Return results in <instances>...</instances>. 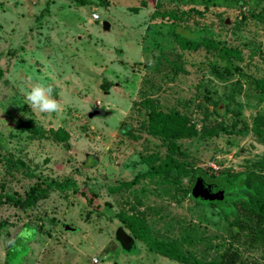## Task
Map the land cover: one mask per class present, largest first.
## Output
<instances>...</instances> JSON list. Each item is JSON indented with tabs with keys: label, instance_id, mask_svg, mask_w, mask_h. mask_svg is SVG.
Masks as SVG:
<instances>
[{
	"label": "rangeland",
	"instance_id": "rangeland-1",
	"mask_svg": "<svg viewBox=\"0 0 264 264\" xmlns=\"http://www.w3.org/2000/svg\"><path fill=\"white\" fill-rule=\"evenodd\" d=\"M163 10L184 15L173 23L151 18ZM174 25L192 39L206 31L240 57L203 45L182 50ZM259 79L262 0H0V195L23 198L36 183H73L33 208L0 205V264L14 257L19 264H182L149 253L120 213L142 217L153 237L176 241L201 262L231 248L238 263L264 264L259 248L230 232L240 213L178 193L198 169L213 182L225 169L261 172L255 164L264 144L252 132L253 118L264 114ZM38 83L54 87L61 112L30 108L26 96ZM151 105L186 116L198 133L220 130L179 140L188 175L175 183L145 177L121 186L165 154L146 131ZM92 107L110 115L88 119ZM58 131L67 142L52 139ZM119 228L132 238L127 249L116 239Z\"/></svg>",
	"mask_w": 264,
	"mask_h": 264
},
{
	"label": "trees",
	"instance_id": "trees-1",
	"mask_svg": "<svg viewBox=\"0 0 264 264\" xmlns=\"http://www.w3.org/2000/svg\"><path fill=\"white\" fill-rule=\"evenodd\" d=\"M206 1L208 2L209 0ZM182 15H184L183 11L177 14L173 10H163L154 13L151 18L153 20L160 18L161 20L173 23L180 20ZM173 33L178 46L182 50L193 51L197 50L198 46L203 45L207 49L220 51L226 56L240 57V53L236 49L228 48L224 44H220L212 39L206 31L197 32L195 38L192 39L180 34L174 25ZM256 87L264 101V79L257 80ZM146 115L147 134L161 141V145L165 148V154L163 158L158 159L159 163L156 166H152L147 172L137 175L131 182L122 183L121 186L130 187L145 177H159L164 182L173 181L175 183L178 177L188 175L185 164L180 161L183 153L181 144L178 143L179 140L190 139L197 135L202 138L213 137L220 130L218 127H203L198 133L196 125L192 124L186 116L179 112L164 113L152 105L147 109ZM252 132L264 144V114H257L253 118ZM67 138V134L63 131L55 132L52 135V139L57 143L67 142ZM156 158L152 157L148 159L152 160ZM255 166L261 172L234 173L229 169L219 171L217 183L225 190V201L209 199H202L201 201L219 206L225 210H235L240 213L241 219L235 217L229 222L230 232L232 234L234 233V238H238L240 234L244 235L249 245L259 248L261 258L264 260V157ZM197 175H200L206 182L212 181L209 179L211 177L214 179L215 177L214 175H207L206 172L198 169L190 176V180L193 181L192 186ZM192 186L189 189H178V193L181 195L179 198H186L190 194ZM70 187H73V183L69 181L49 183L46 185L36 183L25 192L23 198L8 194L0 195V205L6 204L20 209L33 208L39 200L46 198L52 189L66 191ZM116 217L122 222L124 228L129 230L131 237L142 243L148 252L153 255H158L182 264H237L239 262V252L231 248H228L219 260L201 262L194 257L186 255L176 241L161 240L153 237L146 221L142 217L122 213L117 214ZM11 250L13 248L10 249L9 254H12ZM8 262H10L9 264H19V259L17 260L14 257Z\"/></svg>",
	"mask_w": 264,
	"mask_h": 264
},
{
	"label": "water",
	"instance_id": "water-1",
	"mask_svg": "<svg viewBox=\"0 0 264 264\" xmlns=\"http://www.w3.org/2000/svg\"><path fill=\"white\" fill-rule=\"evenodd\" d=\"M102 31L104 33L110 31V24L108 22H102ZM108 115H110L109 111H106L103 108L92 107L87 117L88 119H92L94 117L104 118ZM189 196L196 201H199L201 199L225 201L222 186L216 182L207 183L200 175L196 176L195 182L191 188ZM65 230L72 232L74 229L65 226ZM116 239L124 249H127L128 245L132 242V238L129 237L121 228L116 231Z\"/></svg>",
	"mask_w": 264,
	"mask_h": 264
},
{
	"label": "clouds",
	"instance_id": "clouds-1",
	"mask_svg": "<svg viewBox=\"0 0 264 264\" xmlns=\"http://www.w3.org/2000/svg\"><path fill=\"white\" fill-rule=\"evenodd\" d=\"M53 87L43 83L35 84L27 93V104L31 109L40 113H59L62 111V104L59 100L53 98Z\"/></svg>",
	"mask_w": 264,
	"mask_h": 264
},
{
	"label": "flooded vegetation",
	"instance_id": "flooded-vegetation-1",
	"mask_svg": "<svg viewBox=\"0 0 264 264\" xmlns=\"http://www.w3.org/2000/svg\"><path fill=\"white\" fill-rule=\"evenodd\" d=\"M211 182H213V181H207V183H211ZM217 183V182H216ZM219 184V183H218ZM220 185V184H219ZM223 189V188H222ZM223 192H224V196H225V190L223 189ZM202 200V199H201ZM200 200V201H201ZM209 200H211V199H209ZM215 201V200H214Z\"/></svg>",
	"mask_w": 264,
	"mask_h": 264
},
{
	"label": "built area",
	"instance_id": "built-area-1",
	"mask_svg": "<svg viewBox=\"0 0 264 264\" xmlns=\"http://www.w3.org/2000/svg\"><path fill=\"white\" fill-rule=\"evenodd\" d=\"M93 19H94V20H98V19H99L98 15H96V14L93 15Z\"/></svg>",
	"mask_w": 264,
	"mask_h": 264
}]
</instances>
